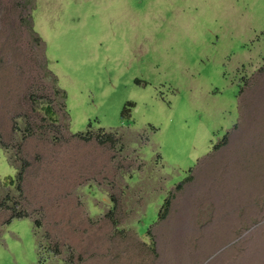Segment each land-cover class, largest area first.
Returning a JSON list of instances; mask_svg holds the SVG:
<instances>
[{"label":"rangeland","instance_id":"1","mask_svg":"<svg viewBox=\"0 0 264 264\" xmlns=\"http://www.w3.org/2000/svg\"><path fill=\"white\" fill-rule=\"evenodd\" d=\"M0 264H264V0H0Z\"/></svg>","mask_w":264,"mask_h":264},{"label":"trees","instance_id":"2","mask_svg":"<svg viewBox=\"0 0 264 264\" xmlns=\"http://www.w3.org/2000/svg\"><path fill=\"white\" fill-rule=\"evenodd\" d=\"M261 69H262V67H261ZM127 105L129 106V105H131V103H127ZM41 111H42V113L47 117V118H49L52 122H54L55 121V116H54V114H53V112L51 111V108L48 106V105H45V106H43V107H41ZM127 112H128V107L127 106H124L123 107V109H122V111H121V117H124L125 115H127ZM88 128H89V125L87 126ZM86 129V131L85 132H80V133H76V134H74L77 138H79V139H82V140H88V139H90V138H92L93 137V135L89 132V129ZM98 138V137H97ZM98 140V142H104V141H102V140H99V139H97ZM19 176V175H18ZM167 204H168V198H166L165 200H164V202H163V207H166L167 206ZM14 215H11V217H13Z\"/></svg>","mask_w":264,"mask_h":264}]
</instances>
